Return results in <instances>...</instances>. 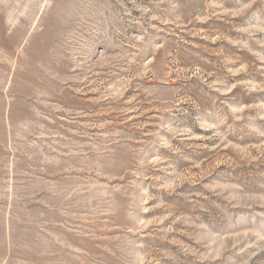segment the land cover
I'll return each mask as SVG.
<instances>
[{"label": "rangeland", "instance_id": "rangeland-1", "mask_svg": "<svg viewBox=\"0 0 264 264\" xmlns=\"http://www.w3.org/2000/svg\"><path fill=\"white\" fill-rule=\"evenodd\" d=\"M0 264H264V0H0Z\"/></svg>", "mask_w": 264, "mask_h": 264}]
</instances>
